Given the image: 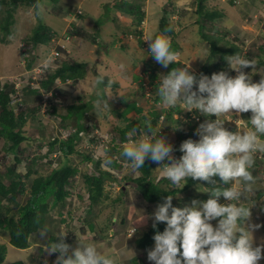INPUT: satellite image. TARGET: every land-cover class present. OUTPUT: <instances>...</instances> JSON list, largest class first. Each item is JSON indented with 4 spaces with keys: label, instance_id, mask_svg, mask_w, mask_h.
Wrapping results in <instances>:
<instances>
[{
    "label": "rangeland",
    "instance_id": "obj_1",
    "mask_svg": "<svg viewBox=\"0 0 264 264\" xmlns=\"http://www.w3.org/2000/svg\"><path fill=\"white\" fill-rule=\"evenodd\" d=\"M126 1L133 3V5L130 4V6H134L135 4L141 5V10L146 13L144 19L146 20V29L142 30L143 33H146V39L149 36L155 37L159 34L161 35V22L164 17L167 18L166 21H168V24L172 23L175 25L173 35H169L167 39L171 42L173 38H175V43L179 46L178 52L176 53V61H180V63L183 64L182 67L190 66V70L194 73H200L203 66L209 64L210 46L201 38V34L197 31V27L191 24L192 21L195 20V15L193 14L196 8L195 0H173L172 3L171 0ZM117 2L118 0H58V2L52 3L51 0H43L40 6L36 8L34 6L29 7L21 5L19 7L17 6L14 12L15 29L13 26L12 35L6 36L5 33L0 30L1 86L7 84L8 81L12 82L14 79L12 78V76H14L13 74H20L25 70V67H23V59L26 63L32 61V66L30 68L39 67L42 60L51 51L52 45L38 44L33 46L34 49L32 47H27L31 45L32 41L28 43L26 38L31 37L34 29L40 25H43L44 28L51 29L57 34L60 43L65 46L66 50L71 51L69 54H67L68 51L65 52L67 54L66 58L71 63L86 62V68L89 69L85 71V76L88 74L85 78L86 82L77 79L71 80L68 89L64 90L60 87H56L57 83L55 82L50 88L54 89L56 93L44 87L43 82L46 81V75L43 79V75L39 74V79L36 84H34V87H38L35 89L37 90V94L28 95L27 104L25 103L26 105H24L23 102L22 104H16V107L13 106L14 109H18V106L21 108L27 107V116L28 114H33V109L37 108L38 110L33 115V119L31 117L28 118L26 126L18 128L28 139L21 144V148L26 150V152L21 153L19 156L22 158L18 165L19 174L24 175L28 166L32 164V168L35 171L39 170L38 176L48 174L53 167L57 166L59 159H62L65 155L63 151L57 150L54 154L49 155L47 159L48 162L42 159L44 158L42 156L46 155L47 152L46 147L41 145L42 137L48 141L57 137L67 139L74 131V128L70 126L64 128L63 123L65 122L61 121V118L52 115L51 111L53 108L51 105L64 107L85 102L91 103V106L87 108L86 111V117L89 119L88 123L104 126V128L100 127L99 131L104 136L108 134L110 138L111 135L113 137V133L111 134L108 131L112 130L114 135L117 136L119 128L127 125L129 121L124 119L125 117H123L122 113L127 106L132 104V101L136 100L138 107L143 109L141 112H130L128 114L129 120L141 118L139 121L141 124H144L143 118H145V121L149 119L147 113L150 112V109L159 112L162 111L165 118L156 126L161 128L160 132L164 133H162V135L172 144H178L176 141L178 139L177 136L181 133L182 129L196 130L200 123L208 119L206 116L201 115L199 122L197 120L194 121L192 120V116H190L191 113H200L198 111L188 112L185 110L170 117L167 113L171 109L165 108L161 100H155L158 96L156 94V84L159 82L160 75H165L164 70L159 67L160 69L157 68L153 71V68L150 67V65H155L156 63L154 58L149 55L150 49L138 42V34L136 33V29L139 30L138 26L135 23L134 25L124 23L122 15L125 14V12L118 10L117 7L111 8L113 4L116 5ZM240 2L242 4H239ZM206 3L209 8H218L224 13V18L219 23L218 21L215 22V24H217L220 29L225 30L226 28L230 33V39L236 41L238 44L240 43L243 47L242 49L248 51V54H246L248 58L254 59L257 62V53H259L257 48L264 44V0H237L236 4H231L230 0H206ZM7 5H10L9 1L6 2V5L1 7L0 25L7 17ZM41 9H43L42 16L40 15ZM110 13L111 16L117 19L119 18L120 22L127 26V28L121 30V28L117 27V25H119L118 23H115V26L114 24L108 26L110 21L108 20V24L104 18L105 15ZM89 14L92 15L91 18ZM133 17H135L136 20L138 19L136 14ZM103 27L107 28L101 30ZM208 30L211 31V28ZM124 32H127V34L123 42L129 43L131 40L135 48L128 50L129 44H127L128 47H121L126 44H121L117 40L118 36L122 35ZM3 38H6V41H4ZM247 40L249 41L246 42ZM115 46L119 47V49ZM23 51L26 52V56L22 54ZM119 54L122 55L118 56ZM127 55L131 56V59L140 60L134 61L128 59L129 57ZM200 57H207L208 59L202 60ZM262 58H264V54H262ZM101 60H106V64H104L106 67L110 64V68L112 66L118 68L117 70H119L120 74H110L111 71L109 69L101 67ZM255 67L256 69L264 68L263 66H259L258 62ZM220 71L222 70H219V72ZM226 71H229V68ZM245 71L251 73L253 69L249 67L245 69ZM152 72L156 74L155 79L151 78ZM105 76L107 77L106 80L103 79V81L100 82V78ZM260 78V74L257 72L253 76V81L258 82ZM105 81H107L106 84H104ZM116 82L118 83L115 84ZM11 96L13 97L14 95ZM19 96H21L22 100L24 92L22 91L21 95L16 94V97ZM98 99L107 100L110 107L98 110L96 108V101ZM156 111L152 114L155 115ZM69 114L71 117L72 114ZM244 117L245 119L248 118L246 114ZM212 118L215 119L214 116ZM41 119L42 122L39 123ZM176 122L180 125L179 129H174L171 125H175ZM225 127L230 131H232L231 128H234V131L238 128L236 123L226 125ZM30 141H33V144H31ZM5 142V139H0V169L3 171H6V166H12L15 163L13 159L15 155H17L16 152H6L7 142ZM118 143H120L119 139ZM126 143H120V145L123 146ZM100 148L101 146L95 147L88 144L87 141L84 143L83 140H81L77 144L78 150L72 152L69 160L73 165L81 169L90 170L88 167H91V164H86L83 154L85 150H89L90 153L97 156L100 152ZM37 157L38 160H35L34 158ZM161 166L162 164L159 165V167ZM159 167H155L154 171ZM132 170L129 164L122 170V174L119 175L121 177L126 174L131 177ZM251 171L257 180V191L254 193L253 203L255 204L251 209V216L247 223L250 225H259L253 232L254 240L256 244H264V160L255 158V165ZM80 174L81 173H78L73 176L72 179L79 178L81 176ZM36 175L37 174L32 175V178L36 177ZM31 182V178L25 181L27 186H29ZM115 182L116 181L111 178L107 181L105 186L107 189L109 188L111 197L119 196L121 188L124 187ZM125 184H130L129 186L131 188L128 190L127 194L120 199L119 203L112 204L113 202L111 199H107L97 205L95 204V208L90 211L92 213L88 217L95 218L92 220L93 225L90 223V226H92V229H95V223H97L98 227H100V231L98 230L99 228H96L98 230L96 234L86 233L87 235L84 234V231H80L82 234L81 236L80 233L75 235V232L73 233V231H70L73 241L69 239V244L75 248L79 246V238H81L84 242L95 245L100 251L113 260V264H151L147 259V252L149 249L153 248L154 245L148 249H142L137 246L136 239L152 225V220L147 219V217L155 211L157 205L155 206L144 202L134 183L127 181ZM82 186L83 188H80ZM113 186L114 188H111ZM79 188L84 190L82 180L78 181L75 188L71 185L67 186V189L70 190V195H73L75 192L79 193L81 191ZM28 194L29 189L26 190L25 194L19 195L18 200L21 204L28 200ZM73 196L75 199L79 197L78 195ZM71 198L69 199L71 201L68 205L58 207L55 210L53 209L51 216H56V212L63 213V211L68 215L75 216V219H77V216H81L85 207L84 203L79 199L82 203L80 207V205L74 203V200ZM193 199H208L207 193L199 191L198 184L189 191L178 193L173 196V201L176 203L175 206L178 207L190 204ZM220 202H225V199ZM67 208H69L70 212ZM97 210L99 212L96 213ZM143 215L146 219L143 222H139V219H141ZM112 216L115 217V221L117 220V224L111 222ZM122 218L126 219L124 224H122ZM60 219L61 218H59V220ZM80 220L81 218L78 221ZM81 226L80 224L79 227ZM81 228H86V226L83 225ZM128 228H135L136 232H132V235L129 236L127 234ZM0 231V242L6 243L8 247L7 256L2 264H9L10 262L18 260H24L26 264H30L34 261L33 258L36 255H34V257L30 255L33 251L29 249H20L11 245L6 236V232L3 230ZM49 236V234H46V236L41 237L40 231L35 232L31 236V244L37 242L45 245ZM56 257H54V254L49 256L47 251H45L44 256L41 258L42 264H54ZM259 264H264V259H262Z\"/></svg>",
    "mask_w": 264,
    "mask_h": 264
},
{
    "label": "clouds",
    "instance_id": "obj_2",
    "mask_svg": "<svg viewBox=\"0 0 264 264\" xmlns=\"http://www.w3.org/2000/svg\"><path fill=\"white\" fill-rule=\"evenodd\" d=\"M40 15H43V9ZM145 41L149 42V55L161 67L168 68L176 62V54L166 37L149 36ZM22 54L27 55L26 52ZM226 61L235 76L223 70L211 76L203 73L197 76L188 66L175 67L159 77L156 94L165 108L179 106L181 111H198L208 118L196 129L198 139L189 138L181 143L179 158L174 155L173 144L160 135L161 128L153 127L150 122H145L142 128H133L128 142L123 145L121 155L134 171L142 169L146 159L163 165L157 169L160 172L156 179L167 180V191L183 189L189 178L210 185H198L199 191L210 194L207 200L193 199L190 204L178 207L173 204V195H168L147 217L152 220L153 228L166 223L163 232L156 231L154 247L147 252L151 264H259L264 259V244H256L253 236L259 225L247 223L257 191V180L251 169L256 155L264 154V68L256 69L254 59L239 53L227 56ZM23 67L29 69L26 62ZM249 67L253 69L251 73L245 71ZM257 72L261 78L254 82L253 76ZM56 87L65 90L69 84L57 83ZM50 90L56 93L54 89ZM109 107L107 100L96 101L98 110ZM249 111L250 119L235 121L236 131L225 127L226 121L234 119V113ZM171 125L174 129L180 128L177 122ZM108 132L114 135L112 130ZM216 177L222 183H218ZM222 197L230 203H221ZM145 219L143 215L139 222ZM80 224L86 228L81 226L79 233L88 229L86 224ZM47 233L46 229L40 230L41 237ZM67 233L59 231L57 239L47 245L49 256L58 253L54 264H113L111 258L81 238L79 246L73 248L65 241Z\"/></svg>",
    "mask_w": 264,
    "mask_h": 264
},
{
    "label": "trees",
    "instance_id": "obj_3",
    "mask_svg": "<svg viewBox=\"0 0 264 264\" xmlns=\"http://www.w3.org/2000/svg\"><path fill=\"white\" fill-rule=\"evenodd\" d=\"M7 1H9L10 3V5H7L8 8L6 9L7 17L0 25V30L3 31L6 36L12 35L13 26L15 29L14 12L16 11L17 6H34L36 8L40 6L43 0H0V15L2 13L1 7L3 5H6ZM51 1L54 3L58 2V0ZM118 2L116 5L113 4V6L110 7H117L118 10H122L123 12H125V14H123L124 17L127 18V15H129L131 18H133L131 24L129 25H134L135 23L139 28V26L142 24L141 22L145 19L146 15V13L141 10V5L135 4L134 6H130V4L133 5V3L126 0H118ZM172 2L173 0H171V3ZM230 2L231 4H236L237 0H230ZM195 3L196 8L193 12V14L195 15V20H193L191 24L192 26L195 25L197 27V31L201 34V38L210 46L209 64L204 65L201 72L195 74L199 76L201 73H203L205 75L211 76L213 73H218L219 70L226 71L228 69L226 61L227 56L234 55L236 53L243 55L244 49H242L243 47L242 45H240V43L238 44L236 41L230 39V33L229 31H227L226 28L225 30L220 29L219 26L215 24V22L218 21L219 23L224 18V13L220 11V9L209 8L206 3V0H195ZM239 4L242 3L240 2ZM135 14L138 17L137 20L135 17H133ZM108 15H105L104 19L107 20L111 18V20L116 21L117 18L111 16V13ZM166 19V17L162 19V30L160 32L161 35L159 34V36H164L167 38L169 37V35H173L175 25L172 23L168 24V21H166ZM121 25V28H127V26L123 25L122 23ZM210 28L211 31L208 30ZM136 33L138 34V42L140 44H143V31L141 29H136ZM54 34L55 33L51 29L44 28L43 25H40L39 27L34 29L33 35L31 37L26 38V41L28 43L32 41L31 45H28L27 47L33 48V46L38 44L51 46L53 37L57 35ZM126 34L127 32L123 33L124 36ZM3 40L6 41V38H3ZM117 41L121 44H124L121 42V37L118 38ZM170 44L172 51L176 54L178 52L179 46L175 43V38H173V41H171ZM121 47H128V45L126 44ZM116 48L119 49V47ZM257 49L259 52L257 53V62L259 66L264 67V58H262V54H264V44L259 46ZM64 52H66V49H64ZM70 52L71 51L69 50L67 54H69ZM246 54H248V51L244 54L245 57L248 58ZM61 64L62 65L59 69L46 75L47 79L43 82V85L44 87H46V89H51L50 87L53 86L56 79L66 80L67 78L78 79L80 77H85V71L87 70L86 62L71 63L67 58H63ZM31 66L32 61H29V63H27V67L30 68ZM182 66L183 64H181L180 61L173 62L168 66V68L161 67V65L157 62L155 63V65H150V67L153 68V71L161 67V69L164 70L165 75L168 74L173 68ZM152 73L153 74L151 75V78L155 79L156 74L154 72ZM106 78V76L103 77L104 80H106ZM106 83L107 81L104 82V84ZM117 83L118 82H116L115 84ZM157 85L158 84H156V87ZM23 92L24 97L22 98V100L14 101V97H16L15 89L12 86H9L8 83L4 86H1L0 84V139H5V141L9 144L8 145L5 142L7 146V153H17V155H15L13 159L15 163L12 166H6V171L0 169V230L6 232V236L8 237L9 243L11 245L20 249H31L30 251H33V253L30 254L31 257H34V255L36 256L33 258L34 261H32L30 264H42L41 258L44 256V252L46 251L49 241L56 240V234L59 231L63 230L65 232H68L65 237V241L67 243H69V239L70 241H73L72 233H70V231H73V229H76L78 227L73 225V223L70 224L71 222H69V224L63 227L62 223L67 222V219L62 217L63 213L56 212V216H51V213L53 209L55 210L58 207L66 206L70 203V190L67 189V186L71 185L73 188H75V185L80 180H82L83 182L84 190L80 189L83 188V186L79 188V190H81L79 192V196L80 199H82V203H84L85 205L83 210L84 213L82 215L80 223L82 222L83 224H86L89 229H84V234H90V231L94 233H96V231L98 232V230L100 231V229L95 230L92 229V226H90V223H92L93 225L92 219L88 217L92 213L90 211L95 208V204L97 205L98 203L103 202L107 199H111V201L113 202L112 204L119 203L120 199L123 198L127 194L128 190L131 188L129 186L130 184H125V182L127 181H130L135 184V187L140 192L144 202H146L147 204H153L155 206L163 202L164 197L168 195L175 196L178 193L189 191L193 187L197 186V184L199 186L204 187L210 186L208 182L196 181L189 178L188 183L183 189H170L169 191H167V180L160 179L159 181H157L156 179L160 171H154V168L159 167V165L152 163L148 159H146L145 165L142 169L135 171L132 170L131 177L127 176L126 174L121 177H117V175L111 171V169H117L119 170V174H122V170L125 169L127 166L121 164L118 161L119 158L122 160L126 159L121 156L123 146L120 145V143L123 144L125 142H128V134L132 132L133 128H142L145 124L140 123L139 120L141 118L133 120H129L128 118V114L130 112H141L143 109L141 107H138L136 100L132 101V104L127 106L124 112L122 113L123 117H125L124 119L128 120L129 122L127 123V125L119 128L118 135H113L112 140H109L104 137L102 133L96 132V130H99L100 127L104 128V126H100L95 123H88L89 119L86 117V111L87 108L91 106V103L85 102L82 104H72L70 106L67 105L64 107L51 105L53 108L51 111L52 115L61 118V121L65 122L63 123L64 128L70 126L74 128V131L69 135L67 139L57 137L51 141H48L47 139L42 137L41 145H44L47 151L46 155L42 156L44 157L42 159L44 161H47L49 155L54 154V152L57 150L63 151V154L65 153V155L62 159H59V163L57 164V166L53 167V169L48 174L38 176L39 170L35 171L32 168L33 164L28 166L27 171L24 175L19 174L18 165L22 160V158L19 156L21 155V153L26 152V150H23L21 148V144L28 139L18 130V128H23L24 126H26L28 118L31 117L33 119V115L38 111L37 108H35L33 109V114H28L27 116V107H23L24 109L19 106L18 109L13 108V106L16 107V104H22L23 102L24 105H26L27 96L37 94V90H32L29 88H25ZM11 95L14 96L12 97ZM155 100L160 101L161 99L157 96ZM154 111L156 110L150 109L151 113H147L149 119L145 121V118H143V120L144 122H150L153 127H157L156 125H158V121L161 115L163 114L162 111H156L155 115H153L152 113ZM182 111L178 106L175 109H171L167 114L170 117H173V115H176V113H180ZM69 113H71L73 117H70ZM41 122L42 119L41 121H39V123ZM231 130L234 131V128H231ZM192 131L193 129H182L181 133L178 134V139L176 140L178 144H176V146L173 145L174 153L177 158L182 155V153L179 151V148L183 141L189 138H199L196 137L195 133H193ZM162 133L163 132H160L161 136H163ZM118 139L120 140V143H118ZM81 140H83L84 143L85 141H87L88 144L93 145L95 147H103L102 149H99L100 152L97 156H94V154L90 153L89 150H85L83 157L86 164H91V167H88L90 168V170L81 169L78 166L73 165V163H71L69 160L72 152L78 150L77 144ZM31 144H33V141L31 142ZM34 159L38 160V157ZM78 173H81V176L77 179H72V177L77 175ZM34 174L37 175L36 177L32 178V175ZM30 178L32 182L29 186H27L25 181ZM111 178L116 181L115 183H119L124 186L123 188H121L119 193L120 195L117 197H111L109 188L107 189L105 187L107 181ZM215 179L218 183H222L219 180V177H216ZM227 186L228 185H225V187ZM111 188H114V186ZM27 189H29L28 200L25 203L21 204L18 200V197L20 194H25ZM209 195L210 194L207 193V198H209ZM222 200H224L223 197L221 198V201ZM221 203L230 202L225 201ZM173 204L175 206L176 203L173 201ZM59 218L61 219L59 220ZM114 218L115 217L112 216L111 222L117 224V220L115 221ZM121 221L122 224H124L126 219L122 218ZM165 227L166 223L164 222L160 223L156 228H153V226L151 225L148 229L143 232L140 237L136 239L137 246L142 249H148L153 246L155 243L153 237L156 231L163 232ZM42 228L48 231L47 234L50 235L49 239L45 247L39 246L33 248L31 244V236L34 232H38ZM96 228L99 227L96 226ZM76 234L78 235L79 233ZM81 235L82 234L80 233V236ZM7 253V244L1 241L0 264L4 262ZM57 255L58 253L54 254V257H56ZM9 264H26V262L24 260H18L10 262Z\"/></svg>",
    "mask_w": 264,
    "mask_h": 264
},
{
    "label": "built area",
    "instance_id": "obj_4",
    "mask_svg": "<svg viewBox=\"0 0 264 264\" xmlns=\"http://www.w3.org/2000/svg\"><path fill=\"white\" fill-rule=\"evenodd\" d=\"M145 22H146V20H143L142 21V24H141V27H140V29H142V30H145L146 29V27H145ZM146 33L144 32L143 33V36H142V38H143V42H144V46L146 47V48H149V42L148 41H145L146 40ZM170 41V40H169ZM249 40H247L246 42H248ZM63 49H65V46L63 45V44H61L60 43V41H59V39H58V37L57 36H55V37H53V39H52V49H51V51L45 56V58L42 60V63L39 65V67H34V68H30V69H26V70H24L22 73H20V74H18V75H16V76H12V78H14L13 80H12V82H9L8 81V83L9 84H14V88L16 89V94H20L21 95V92H22V90L24 89V88H26V87H29V88H32V89H36V88H38V87H34V84H36V82H37V80L39 79L38 78V75L40 74V75H43V79H44V77H45V75H47L48 73H52L51 71H53V70H57V69H59L60 67H61V63H62V59L63 58H66L67 57V54L63 51ZM66 51H68V50H66ZM69 52V51H68ZM247 52V50L245 49L244 50V52H243V55L245 54ZM24 56H26V55H24ZM23 61H24V64H25V60L23 59ZM47 73V74H46ZM229 74L231 75V76H235L236 75V73H235V71H232V70H230L229 69ZM56 82L58 83V84H61V85H68L70 82H71V80L70 79H67L66 80V82H63L61 79H57L56 80ZM17 100H21V96H19V97H14V101H17ZM46 105V104H45ZM247 115V119H245V117H244V115ZM190 116H192V120H194V121H200V117H201V114H194V113H191V115ZM250 117H251V111H249L248 113H241V114H236V113H234V119H233V117H228L229 119H233V120H231V121H226V124H225V126L226 125H229V124H232V123H235V121L237 120V119H244V120H248V119H250ZM165 118V115H161V117H160V120H159V122L160 121H162L163 119ZM188 130V129H187ZM96 132L98 133H100V131L99 130H96ZM193 133H195V135H196V130H193L192 131ZM104 136V135H103ZM104 137H106L107 139H109V140H112L113 139V137H112V135L110 136V138H109V135L107 134L106 136H104ZM196 137H198L197 135H196ZM129 138H130V136H129ZM165 138V137H164ZM194 140H196V138H194ZM126 143V142H125ZM173 145L174 146H176V143L174 144L173 143ZM174 155H175V153H174ZM176 156V155H175ZM256 158L258 159V160H264V154H257L256 155ZM121 164H123V165H125V166H128L130 163L126 160V159H124V160H122V159H120L119 158V160H118ZM111 171L114 173V174H116L117 176H120L119 175V170H117V169H111ZM79 193L78 192H75L73 195H78ZM73 195H70V197H69V199L71 198L72 200H74L73 202L74 203H78L79 205H80V207L82 206V203L79 201V199H80V197H77V199H75L74 198V196ZM79 196V195H78ZM71 200H69V202H70ZM82 201V200H81ZM67 210L69 211V208H67ZM70 212V211H69ZM82 215H83V212H82ZM82 215L79 217V216H77V219H75V216H73V215H68V214H66V212H64L63 211V218H66L67 219V222H65V223H62V226L64 227L65 225H67V224H69V222H71L70 224H72L73 222H76V223H73V225H75V226H77L78 228H76V229H73V232H75V234L76 233H79V229H80V227H79V225H80V221H78L80 218L82 219ZM73 225H72V227H73ZM135 230L132 228V229H130L129 230V235L132 233V232H134ZM77 235V234H76Z\"/></svg>",
    "mask_w": 264,
    "mask_h": 264
},
{
    "label": "crops",
    "instance_id": "obj_5",
    "mask_svg": "<svg viewBox=\"0 0 264 264\" xmlns=\"http://www.w3.org/2000/svg\"><path fill=\"white\" fill-rule=\"evenodd\" d=\"M51 2H52V1H51ZM52 3H54V2H52ZM46 10H47V9H46ZM48 10H49V8H48ZM96 14H97V13H96ZM249 14H251V13H249ZM89 16H90V18H91L92 15L89 14ZM93 18H94V17H93ZM130 18H131V17H130L129 15H127V18L124 17V16L122 15V19H123L124 23H126V24H131L132 21H130V20H132V18H131V19H130ZM108 20L110 21V24H109ZM106 21H107L108 24H109L108 26L113 25V24H114V26H115V23H118V24H119V25H117L118 28H121V26H122V25L120 24L121 22H120L119 18L116 19V21L111 20V18H110V19H107ZM128 21H129V22H128ZM95 22H96V21H95ZM108 26H107V27H108ZM107 27H103V28H101V30H104V29L107 28ZM122 29H123V28H121V30H122ZM120 37L122 38V41H121L122 43H124V44H129V48H128V50H131V49L135 48V47H134V43H133V41L130 40L129 43H126L125 41L123 42V40H125V36L122 34V35L118 36V38H120ZM134 42H135V41H134ZM135 43H136V42H135ZM135 46H136V44H135ZM137 46H138V44H137ZM130 54H132V53H130ZM120 55H122V54H119L118 56H120ZM127 56H128V55H127ZM128 57H129L128 59H131V58H130L131 56H128ZM131 60L139 61L140 59H138V60H137V59H136V60H135V59H131ZM104 64H106V60H101V64H100L101 67H103V68H105V69H109V70L111 71L110 74H112V73H113V74H116V75H117V74H120L119 70H117L118 68H114L113 66L110 68V64L106 67ZM97 69H98V68H97ZM87 70H89V69L87 68ZM108 72H109V71H108ZM87 75H88V74H87ZM87 75H86V76H87ZM86 76H85V77H82V78H80V79L78 78V80H81V81L84 80V82H86V80H85ZM81 81H80V82H81ZM113 86H114V84H113ZM113 86H112V87H113ZM97 212H99V211L97 210L96 213H97ZM93 218H94V217H91L92 220H93ZM94 219H95V218H94ZM96 226H98L97 223H96ZM99 229H100V227H99ZM95 230H96V228H95ZM96 232H97V231H96ZM95 234H96V233H95ZM47 241H48V240H47ZM46 243H47V242H45V245H46ZM45 245L42 244V243H37V242H36L35 244H32V247H33V248H34V247H39V246L45 247ZM29 250H31V249H29ZM46 251H47V250H46ZM118 253H119V251H118Z\"/></svg>",
    "mask_w": 264,
    "mask_h": 264
},
{
    "label": "bare ground",
    "instance_id": "obj_6",
    "mask_svg": "<svg viewBox=\"0 0 264 264\" xmlns=\"http://www.w3.org/2000/svg\"><path fill=\"white\" fill-rule=\"evenodd\" d=\"M73 11V10H72ZM0 77H2V76H0ZM97 79V78H96ZM82 104V103H81ZM119 229V228H118Z\"/></svg>",
    "mask_w": 264,
    "mask_h": 264
}]
</instances>
